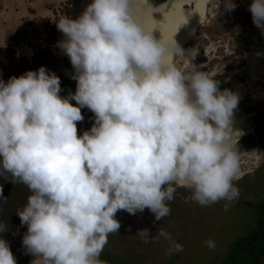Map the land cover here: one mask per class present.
<instances>
[{"label": "clouds", "instance_id": "clouds-1", "mask_svg": "<svg viewBox=\"0 0 264 264\" xmlns=\"http://www.w3.org/2000/svg\"><path fill=\"white\" fill-rule=\"evenodd\" d=\"M135 3L89 0L78 16L55 22L57 47L75 69L68 97L45 66L0 79V169L32 192L18 212L31 264H105L108 237L121 227L117 212L148 209L160 221L177 188L202 207L238 197V94L195 65L180 71L170 58L190 50L147 32ZM248 10L264 33V0ZM85 107L95 121L78 134ZM159 237L171 240L163 228ZM0 264H17L4 239Z\"/></svg>", "mask_w": 264, "mask_h": 264}, {"label": "flooded vegetation", "instance_id": "flooded-vegetation-1", "mask_svg": "<svg viewBox=\"0 0 264 264\" xmlns=\"http://www.w3.org/2000/svg\"><path fill=\"white\" fill-rule=\"evenodd\" d=\"M141 1L144 4L140 5L141 15L137 20L140 25L157 40L166 41L173 49L174 40L186 51L190 50L186 57L174 55L170 58L180 71L191 73L195 65L197 70L204 72L209 78L220 81L221 90L227 88L238 94L239 104L234 113L240 124H247V130L239 127L238 132L242 135L239 136V144H236V148L241 152L240 171L249 169L252 172L259 168L264 163V154L251 152L256 149L264 153V33L252 22L248 10L252 0H170L167 5H160L165 0ZM233 4L234 10H230ZM159 20L163 23L157 25H160L162 30L146 29V24L151 25L149 23ZM176 23L179 24L177 31L170 32L171 28L177 26ZM169 34L172 38L165 39ZM197 51L195 59H192ZM53 73L60 77L61 96L68 97L70 93L75 92L76 81L72 78L75 69L66 55H62ZM70 102L76 103L74 100ZM81 112L84 119L77 124L78 134L89 130L95 121L94 114L86 107L82 108ZM245 174L247 171L239 174L234 182L243 179ZM10 176L8 178L12 177ZM3 178L5 180V177ZM11 183L13 190L10 192ZM11 183L0 189V218H3L4 222L0 239H4L8 244L13 242L15 250L12 253L17 264H31L35 257L27 254L22 245L27 226L21 224L18 212L26 206L32 192L26 184L14 180L13 177ZM19 187L24 189L19 190ZM191 195L190 190L177 188L174 199L166 202L171 209L170 215L160 221H156L148 209L138 211L135 215L122 210L123 213L121 212V217L118 218L121 227L117 233L109 235L106 244L111 243L112 249L105 246L100 259L105 264H140L147 255L145 248L153 241L165 239L155 238L158 229L163 228L170 234V249L162 257L156 253L150 256L154 258L155 264H176L177 255L181 251L176 252L172 245L173 242L179 244L183 238L184 225L180 227V223L187 216L186 220L190 213L194 214L190 207V204L193 205ZM250 205L258 209L253 225L245 234L235 237L224 252L214 255L212 264H228V257L234 249L259 225V219L264 216V206L254 203ZM194 219L195 222H201L195 216ZM150 235L152 239L146 240Z\"/></svg>", "mask_w": 264, "mask_h": 264}, {"label": "rangeland", "instance_id": "rangeland-1", "mask_svg": "<svg viewBox=\"0 0 264 264\" xmlns=\"http://www.w3.org/2000/svg\"><path fill=\"white\" fill-rule=\"evenodd\" d=\"M86 2L88 4L89 0ZM4 4L0 0V8ZM66 5L67 0H62L57 6L50 7L52 14L46 23L43 21L44 18L38 19L39 25L27 19L24 21V28L9 29L0 36V79L4 71L10 70L6 68L8 59L36 66L39 64L38 60L42 58L46 69L49 72H55L63 54L57 47L58 42L50 39L47 31L51 25H56L55 22L71 17ZM85 7H81V12ZM234 183L239 194L230 202L221 200L206 207L195 202L193 205L190 204L191 212L194 211V214L190 213V218L185 220L186 216L180 223V227L184 225L182 230L184 235L179 242L182 245V251L177 255L176 264H212L211 259L214 255H220L235 237L245 234L251 228L258 209L250 204L264 206V163ZM195 204L197 206H194ZM121 212L122 210L117 212V220L121 217ZM194 216L201 222H195ZM148 238L152 239V235L146 240ZM209 240L214 241V248L208 247L206 242ZM8 245L13 252L15 250L13 242L11 241ZM170 246L168 239L153 241L145 248L147 255H143L140 264H155L154 258L150 255L156 253L162 257L168 252ZM106 247L112 249L111 243Z\"/></svg>", "mask_w": 264, "mask_h": 264}, {"label": "trees", "instance_id": "trees-1", "mask_svg": "<svg viewBox=\"0 0 264 264\" xmlns=\"http://www.w3.org/2000/svg\"><path fill=\"white\" fill-rule=\"evenodd\" d=\"M87 0H67L66 9L72 18L78 16L81 12V7L87 5ZM46 23L48 20L43 19ZM50 39L58 42L61 39L62 33L57 30L56 25H51L47 31ZM39 64L33 66L26 62H15L13 59H8L6 68L9 71H4L3 79L5 82L11 76H20L21 74L32 70H37L40 66H44L42 58L38 60ZM240 246V247H238ZM232 255L228 257V264H264V216L259 219V225L246 238L244 242L238 244Z\"/></svg>", "mask_w": 264, "mask_h": 264}, {"label": "crops", "instance_id": "crops-1", "mask_svg": "<svg viewBox=\"0 0 264 264\" xmlns=\"http://www.w3.org/2000/svg\"><path fill=\"white\" fill-rule=\"evenodd\" d=\"M62 0H1L5 3L0 8V36L9 29L24 28V21L32 20L33 24L38 19H49L52 8ZM50 23V22H49Z\"/></svg>", "mask_w": 264, "mask_h": 264}, {"label": "bare ground", "instance_id": "bare-ground-1", "mask_svg": "<svg viewBox=\"0 0 264 264\" xmlns=\"http://www.w3.org/2000/svg\"><path fill=\"white\" fill-rule=\"evenodd\" d=\"M178 1H185V0H178ZM146 2H148L147 0H146ZM141 4H144V2L143 1H141V0H136V3H135V5H134V16H135V19H136V21L138 20V18L140 17V15H141V13L139 12V8L141 7L140 5ZM153 13H155L156 11H153V10H151ZM142 13H145L144 11H141ZM140 19V18H139ZM138 22V21H137ZM139 23V22H138ZM154 22H152V23H149V24H153ZM161 24V23H163V22H161V20H159V22H155V24ZM180 23V22H179ZM140 24V23H139ZM182 24V23H181ZM175 25H177V23L175 24ZM179 25V24H178ZM154 36V35H153ZM246 123H242V124H240V121H239V119L236 117V115H235V113L233 114V117H232V129H233V131L234 132H238V131H240V129H239V127L241 128V129H246L247 130V128H246ZM244 153V152H243ZM255 169V168H254ZM244 171H247V173H250V170L249 169H244ZM10 176V174H8V172H5V174H4V177L5 178H8ZM11 177V176H10ZM2 180H3V178H1ZM1 179H0V181H1ZM8 180L10 181V182H12V177L11 178H8ZM24 189V187H19V190H23ZM26 189V188H25ZM18 190V191H19ZM1 219V218H0ZM0 221H2L1 223H0V229L1 228H3L4 227V222H3V218L0 220Z\"/></svg>", "mask_w": 264, "mask_h": 264}, {"label": "water", "instance_id": "water-1", "mask_svg": "<svg viewBox=\"0 0 264 264\" xmlns=\"http://www.w3.org/2000/svg\"><path fill=\"white\" fill-rule=\"evenodd\" d=\"M168 3H170V0H165V1H163L162 2V4H160V5H167ZM188 3V2H187ZM246 171H240V173L239 174H244ZM4 174H5V172L4 171H2V169H0V179L1 178H3L4 177ZM4 179V178H3ZM7 183H11L7 178H5V180H2L1 179V181H0V189L3 187V186H5ZM11 189H10V192L13 190V183H11Z\"/></svg>", "mask_w": 264, "mask_h": 264}, {"label": "snow or ice", "instance_id": "snow-or-ice-1", "mask_svg": "<svg viewBox=\"0 0 264 264\" xmlns=\"http://www.w3.org/2000/svg\"><path fill=\"white\" fill-rule=\"evenodd\" d=\"M149 19H151V17H149ZM147 28H151L153 31L156 30V29H158V30H162V29H161V26H160V25H157V24H155V23H153V24H151V25H147V24H146V29H147ZM177 29H178V25H177L176 27L171 28L170 32H175V31H177ZM171 38H172V37H171V34H169L168 36L165 37V39H171Z\"/></svg>", "mask_w": 264, "mask_h": 264}]
</instances>
